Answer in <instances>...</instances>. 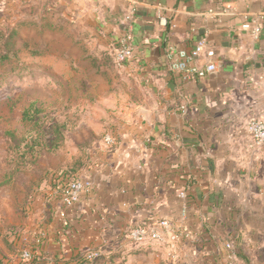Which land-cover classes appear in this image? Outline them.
I'll use <instances>...</instances> for the list:
<instances>
[{
  "label": "crops",
  "instance_id": "obj_1",
  "mask_svg": "<svg viewBox=\"0 0 264 264\" xmlns=\"http://www.w3.org/2000/svg\"><path fill=\"white\" fill-rule=\"evenodd\" d=\"M43 2L0 0V12ZM59 2L81 22L88 54L114 52L129 33L125 86L78 118L74 175L91 183L78 203L61 205L66 163L35 195H0V264H225L229 241L233 264H264V147L246 129L264 116V18L256 35L241 27L264 16V0ZM200 40L215 70L188 79L172 72L167 51L193 55ZM207 60L203 52L191 64ZM140 225L161 240L131 242Z\"/></svg>",
  "mask_w": 264,
  "mask_h": 264
},
{
  "label": "rangeland",
  "instance_id": "obj_2",
  "mask_svg": "<svg viewBox=\"0 0 264 264\" xmlns=\"http://www.w3.org/2000/svg\"><path fill=\"white\" fill-rule=\"evenodd\" d=\"M59 1L0 12L17 32L15 53L0 58V195H35L63 163L76 168L80 114L125 86L114 53L88 54L81 22Z\"/></svg>",
  "mask_w": 264,
  "mask_h": 264
},
{
  "label": "built area",
  "instance_id": "obj_3",
  "mask_svg": "<svg viewBox=\"0 0 264 264\" xmlns=\"http://www.w3.org/2000/svg\"><path fill=\"white\" fill-rule=\"evenodd\" d=\"M129 18V17H127ZM263 15H258L254 19H244L241 27L246 30H251L252 34H258L261 29V22L263 20ZM164 22V20H161ZM132 48L130 43L129 33L123 34L117 41L114 55L115 60L118 65L124 66V64L129 60L131 56ZM205 52L208 60L206 64L199 68L191 63L194 61V55H200ZM213 51L206 47L203 40L196 43L194 47V54L191 55L187 53L184 49H169L167 51V58L169 59V68L172 72L181 74L184 78H190L192 76L202 77L207 73H211L215 70V64L212 61ZM180 111H185V106H180ZM246 129L252 142L259 146L264 147V116L250 117L246 123ZM114 136L110 133L103 136V143L106 146H111L114 143ZM91 187L89 180L82 177H74L73 179H68L63 186L61 191V205L63 207H72L80 201L83 193H85ZM162 226L165 223L161 222ZM128 239L134 243H142L145 241L146 237L149 236L155 240H161V235L155 229L151 231L140 225L130 229L127 234ZM179 235L177 233H172L169 237L170 241L175 245L178 241ZM225 249L229 254V259L225 264H233L235 255L237 254V248L233 245L231 241L225 244ZM99 252L97 250H92L87 252L85 255L88 259H93L97 257ZM21 258L24 260L31 259V253L28 250H24L21 254Z\"/></svg>",
  "mask_w": 264,
  "mask_h": 264
},
{
  "label": "trees",
  "instance_id": "obj_4",
  "mask_svg": "<svg viewBox=\"0 0 264 264\" xmlns=\"http://www.w3.org/2000/svg\"><path fill=\"white\" fill-rule=\"evenodd\" d=\"M16 34H17L16 29H14L13 26L11 28H9V27H4V26L0 25V40L4 41L3 46L5 48V49H0L1 60H7L10 58L9 56L11 54L15 53V51H16L15 50V42L17 41V35ZM9 44H10V46L12 44L14 45V50L11 52H9L10 51L8 48ZM24 118H27V115H25V113H24ZM78 165H79V161H78ZM78 165L74 169H72V168L69 169L70 170L69 173H68V171L64 172L65 174H68V179H73L74 177H77L74 175V173L78 170ZM98 257L99 256H97L93 259H96Z\"/></svg>",
  "mask_w": 264,
  "mask_h": 264
}]
</instances>
